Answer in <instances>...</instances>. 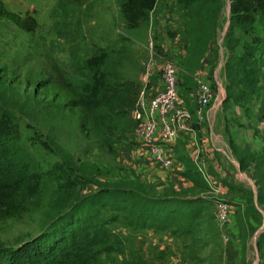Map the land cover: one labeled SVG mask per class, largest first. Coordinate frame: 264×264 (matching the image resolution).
Returning <instances> with one entry per match:
<instances>
[{"label": "rangeland", "instance_id": "1", "mask_svg": "<svg viewBox=\"0 0 264 264\" xmlns=\"http://www.w3.org/2000/svg\"><path fill=\"white\" fill-rule=\"evenodd\" d=\"M168 1L154 0L148 25L141 22L132 30H125L116 0H0L6 9L22 17L32 16L38 23L33 31H26L0 18V134L3 149L25 155L41 179L37 206L17 217L0 220V247L16 246L39 234L78 197L96 190L97 184L121 182L156 195L200 197L204 190L189 186L186 177L177 172L184 165L179 155L173 156L174 166L160 167L145 152L134 132L132 109L144 87L142 70L149 37L156 58L150 79H161L166 61L177 66L178 99L188 107L189 127L200 132V118L190 110L199 108L205 132L212 133L213 141L226 148L236 164L233 146L248 145L256 153L263 152L264 114L257 89L242 101L226 98L223 36L229 26V1L220 0L218 31L203 57L208 66L205 80L198 74L200 65L184 73L186 54L177 56L164 50L154 30ZM127 6L134 9L137 5L131 2ZM172 6L186 8L176 3ZM183 18L188 20L186 12ZM236 34L241 42L253 39V44L263 51L264 31L260 28L253 33ZM240 51L238 47L235 53ZM115 52L121 57L118 72L106 76L117 84L105 100L112 104L120 126L109 134L82 129L77 109L69 110L63 100H52L38 86L40 80L62 76L73 78L85 90L93 71L105 68ZM104 53L97 66L96 57ZM204 85L209 98L206 105L200 101ZM150 86L148 83L145 88ZM98 88L99 92L102 88ZM154 93L151 90L148 97ZM255 138L262 141L256 144ZM171 148L167 146L170 154ZM250 180L254 187L238 184L231 188L230 199L227 195L220 199L234 208L228 224L215 221L213 207L208 204L212 198H204L199 202L207 208L204 221L200 230L190 234L133 227L118 213L103 212L106 225L118 235L122 246L119 251L102 253L101 263L122 264L124 258L140 256L150 264H264V247H257V238L264 229V210L255 201L256 185Z\"/></svg>", "mask_w": 264, "mask_h": 264}, {"label": "trees", "instance_id": "2", "mask_svg": "<svg viewBox=\"0 0 264 264\" xmlns=\"http://www.w3.org/2000/svg\"><path fill=\"white\" fill-rule=\"evenodd\" d=\"M116 1L125 27L123 29L132 30L141 22L149 24V11L154 0ZM228 1L229 26L223 36L226 98L242 101L254 95L256 89L260 97L258 60L263 51L258 44H253V39L241 42L236 31H242L244 35L258 28L264 31V0ZM131 2L136 3V8L127 6ZM177 2L187 8L191 37L190 45L185 47L186 58L183 62V71L187 73L200 65L209 50L218 31L222 5L220 0ZM0 18L26 31H33L38 26L34 17H22L20 13L6 9L3 3H0ZM238 47L241 51L237 54L235 50ZM104 55L96 57L97 66L102 63ZM120 60L121 57L115 52L106 61L108 65L105 68L98 67L93 71L85 90L73 78L62 76L40 80L38 86L52 100H63L69 110L77 109L82 129L109 134L120 126V120L113 112L112 104L105 100L113 92L117 81L110 82L106 75L118 72L116 69ZM90 67H93V63ZM98 87L102 88L99 92ZM3 147L0 134V220L17 217L29 207L37 206L36 196L41 185L39 174L32 171L27 157L18 155L16 150L7 152ZM233 152L240 169L254 180L257 204L264 210V150L256 153L246 145L244 148L233 146ZM184 165L186 170L183 175L193 188L205 190L208 186L193 163L186 159ZM199 202H203L199 196L176 193L156 195L121 182L97 184L96 190L78 197L39 234L16 246H1L0 264H102V253L119 251L122 246L118 235L106 225L103 212L118 213L133 227L184 235L200 230L206 206ZM257 247H264V229L257 238ZM122 264L150 263L137 256L124 258Z\"/></svg>", "mask_w": 264, "mask_h": 264}, {"label": "crops", "instance_id": "3", "mask_svg": "<svg viewBox=\"0 0 264 264\" xmlns=\"http://www.w3.org/2000/svg\"><path fill=\"white\" fill-rule=\"evenodd\" d=\"M172 3L179 4L177 0H169L167 2V6L159 13L160 18L158 23L155 24L154 30H156V33L159 35L164 50H168L170 53L176 54L177 56H184L186 54L185 47L189 46L191 43V37L188 30V20L183 18L185 12L187 13V8L172 6ZM203 61L204 60L202 59L200 63L201 68L198 70V74H201L203 77L202 79L205 80L208 66H206ZM148 83L152 86L146 89L145 86ZM160 85V80L155 82L152 79H145L144 87L140 90V95H142V91H145L147 97L151 90H158ZM183 105L187 107L185 103ZM190 110L192 114L196 113L197 117L200 118V132L195 133L189 127L187 131L180 132L175 140L164 142L162 144L165 146L170 145L172 147L170 149L172 150L170 155H179L182 158V162L188 159L193 163L196 170L208 186L200 193L201 200H204V198H212L208 200V204L213 207L215 199H221L224 195H227L229 199L231 198V188L238 187V184L246 185L248 183V186H252V184L248 175L242 172L240 167L228 157V154L225 152L227 151L226 148H223L222 145H217L213 141L212 133H209L208 135L207 132H205V126L203 125L204 118L202 117L203 119H201L200 109L198 108L195 111L191 107ZM261 111L264 113L263 109ZM261 139H264L262 135ZM261 139L255 138L256 144L261 142ZM225 158L227 160H225ZM230 161L235 163V166H233L234 169L231 168L232 164ZM236 161L238 162V160ZM185 170L186 167L183 164L180 165V170L177 168V172H180L183 177V172ZM238 173L241 174L239 175L240 177L238 176ZM245 178L247 182H245ZM191 185L192 183L190 182L189 186ZM229 205L233 207V205Z\"/></svg>", "mask_w": 264, "mask_h": 264}, {"label": "built area", "instance_id": "4", "mask_svg": "<svg viewBox=\"0 0 264 264\" xmlns=\"http://www.w3.org/2000/svg\"><path fill=\"white\" fill-rule=\"evenodd\" d=\"M126 37V33L119 30ZM147 54L142 70V78L150 79L156 67L153 52V41H147ZM258 78L260 99L264 110V50L258 60ZM160 87L151 96L146 97L142 91L136 105L132 109V118L136 122L135 135L141 146L151 159L160 167L170 168L175 160L168 153L164 142L175 140L179 133L189 129V111L178 99L179 77L177 66L166 61L162 64ZM207 86L202 87L200 101L206 105L209 101ZM264 114V113H263ZM233 207L226 202L216 199L213 203V218L221 225L229 223Z\"/></svg>", "mask_w": 264, "mask_h": 264}, {"label": "water", "instance_id": "5", "mask_svg": "<svg viewBox=\"0 0 264 264\" xmlns=\"http://www.w3.org/2000/svg\"><path fill=\"white\" fill-rule=\"evenodd\" d=\"M237 165H238V167H239V163H237ZM251 181V180H250ZM251 184H252V186H254V184H253V182L251 181ZM255 201L257 202V198H256V196H255Z\"/></svg>", "mask_w": 264, "mask_h": 264}]
</instances>
